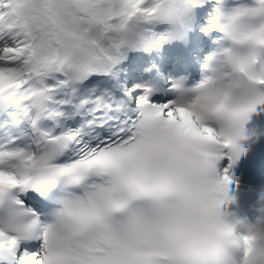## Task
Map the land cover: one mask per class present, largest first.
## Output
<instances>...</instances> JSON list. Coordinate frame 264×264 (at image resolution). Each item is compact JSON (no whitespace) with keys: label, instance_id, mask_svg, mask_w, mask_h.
<instances>
[{"label":"snow or ice","instance_id":"obj_1","mask_svg":"<svg viewBox=\"0 0 264 264\" xmlns=\"http://www.w3.org/2000/svg\"><path fill=\"white\" fill-rule=\"evenodd\" d=\"M192 32L197 76L129 83ZM258 109L264 0H0V264H226L222 129Z\"/></svg>","mask_w":264,"mask_h":264},{"label":"clouds","instance_id":"obj_2","mask_svg":"<svg viewBox=\"0 0 264 264\" xmlns=\"http://www.w3.org/2000/svg\"><path fill=\"white\" fill-rule=\"evenodd\" d=\"M250 100L236 101L237 106H244ZM252 114L244 122H237L232 128H223L225 137L231 141L229 151L239 160L242 152V141L245 138V125L249 122ZM210 150L222 154L223 149L212 145ZM219 177L215 172L208 174V189L205 193L206 201L211 204L220 198L217 191ZM258 204L257 215L252 219L237 218L235 222L229 219L228 214L220 209L219 214L213 215V220H219L224 224L231 225L233 233L231 237L223 241L226 264H264V185L256 192Z\"/></svg>","mask_w":264,"mask_h":264},{"label":"bare ground","instance_id":"obj_3","mask_svg":"<svg viewBox=\"0 0 264 264\" xmlns=\"http://www.w3.org/2000/svg\"><path fill=\"white\" fill-rule=\"evenodd\" d=\"M132 53H133V52H129V53H128V59L125 61L126 63H128L127 61H131L133 58H135V57H132V56H131Z\"/></svg>","mask_w":264,"mask_h":264}]
</instances>
